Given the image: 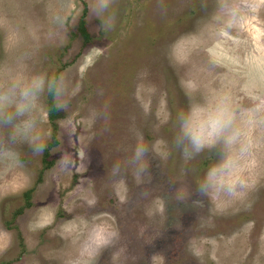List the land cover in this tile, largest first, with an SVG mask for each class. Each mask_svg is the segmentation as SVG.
Instances as JSON below:
<instances>
[{"label": "rangeland", "instance_id": "374dc122", "mask_svg": "<svg viewBox=\"0 0 264 264\" xmlns=\"http://www.w3.org/2000/svg\"><path fill=\"white\" fill-rule=\"evenodd\" d=\"M163 2L166 14L158 0H117L116 27L105 33L87 21L86 0H69L64 14L79 21L50 45L57 0H0V71L66 74L73 85L71 110L45 115L43 155L24 149L25 168L0 176V227L13 236L0 264H65L93 224L121 234L98 264H264L260 118L238 121L251 147L223 178L236 184L233 196L195 191L217 151L185 163L171 147L175 117L190 104L229 95L243 110L264 98V0L227 35L211 22L214 0ZM28 48L34 62L14 67ZM139 142L153 154L151 177L114 173Z\"/></svg>", "mask_w": 264, "mask_h": 264}, {"label": "clouds", "instance_id": "9594fccd", "mask_svg": "<svg viewBox=\"0 0 264 264\" xmlns=\"http://www.w3.org/2000/svg\"><path fill=\"white\" fill-rule=\"evenodd\" d=\"M69 0H57L58 11L52 16V28L48 43L65 40L69 31L78 23L79 16L69 19L64 14ZM117 0H86L88 22L99 21L97 32H111L117 23ZM207 8L206 0L201 4ZM161 14L167 8L158 0ZM254 8V0H214L210 14L211 22L218 31L227 35ZM35 49L20 51L14 67L26 68L34 62ZM73 98V85L66 74L49 75L46 72L21 73L17 75L13 66L0 71V176L25 168L24 152L33 157L42 156L48 147L50 134L45 131V115L51 112H69ZM248 109H241L229 95L222 96L213 106L192 103L186 110L177 113L174 121L175 134L172 150L178 152L185 163L195 160L206 151L219 153L218 162L209 169L207 177L195 186V191L204 197L217 198L221 194H236V184L226 183L224 177L239 168V161L250 150L251 141L244 138L238 121L242 118H260L264 124V98ZM74 134V129L71 130ZM81 158L86 153L81 150ZM153 155L148 144L139 142L125 161H117L113 172L132 168L138 177H151L149 157ZM64 160V157H61ZM67 168L69 165L64 164ZM191 193L186 187L179 202H187ZM201 201H193L200 204ZM121 239L118 228L100 224L90 225L86 235L78 241L76 253L65 264H98L102 253L115 247ZM13 245V236L0 227V255Z\"/></svg>", "mask_w": 264, "mask_h": 264}]
</instances>
